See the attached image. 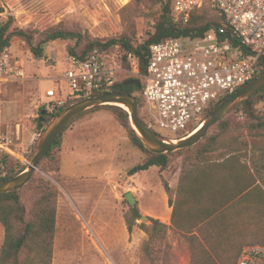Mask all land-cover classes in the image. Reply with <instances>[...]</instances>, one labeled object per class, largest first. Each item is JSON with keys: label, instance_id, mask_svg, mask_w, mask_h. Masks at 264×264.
<instances>
[{"label": "rangeland", "instance_id": "obj_1", "mask_svg": "<svg viewBox=\"0 0 264 264\" xmlns=\"http://www.w3.org/2000/svg\"><path fill=\"white\" fill-rule=\"evenodd\" d=\"M132 1L124 4L123 0H0L4 5L0 25L12 17L14 26L29 30L61 25L88 33L93 38L107 39L130 33L135 42H142L154 31L160 5L154 0L142 4L143 13L134 18V24H129L123 20L122 9ZM127 24L134 25V31L129 30ZM76 44L75 39L48 42L43 57L36 58L23 39L13 38L10 50L26 60V71L32 78L4 92L2 115L6 130H3L15 136L16 156H13L23 164L31 161L37 142L53 117L50 114L54 110L51 99L45 92L54 87L53 79L70 67L68 48L77 47ZM83 45L84 42L78 49ZM126 75L129 76L123 73L122 78ZM56 84L67 96L69 85L61 80ZM136 96L140 101L141 118L150 122L141 94L138 92ZM70 101L74 100L67 103ZM108 105L113 104L90 109L71 123L57 150L58 168L46 163L38 165L35 180L24 193L30 206L35 198L33 188L39 179L51 182L58 190L52 264H151L144 260V244L149 235L139 226L141 223L151 225V218L170 227L166 236L169 257H161L158 263L191 264L192 252L187 236L172 227V207L165 189V183L173 190L177 189L185 153L173 154L166 170L153 167L131 175L130 169L144 162L150 154L131 140L127 129ZM43 106L49 113L40 122ZM256 108L264 114V100L258 102ZM234 117L243 121L245 114L239 111ZM153 128L163 135L176 136L170 131ZM243 132L250 142L244 148L249 155L252 139L264 145L261 132ZM223 152L218 150L212 155L216 157ZM250 164L258 176L264 173V159L258 151ZM130 191L137 199L142 215L150 218L147 221L138 219L132 232L128 231L125 222V213L133 206L126 199ZM4 238L5 231L0 223V251Z\"/></svg>", "mask_w": 264, "mask_h": 264}, {"label": "trees", "instance_id": "obj_2", "mask_svg": "<svg viewBox=\"0 0 264 264\" xmlns=\"http://www.w3.org/2000/svg\"><path fill=\"white\" fill-rule=\"evenodd\" d=\"M154 1L160 5L159 14L154 31L142 42H135L130 33L107 39L93 38L88 33L61 25L44 30H29L14 26L13 18L9 17L0 25V52L10 49L13 38L17 36L26 42L36 58H42L48 42L75 39L77 47L68 48L71 56L86 59L91 52L98 49L120 59L129 71V76L126 75L127 77L119 79L114 85L102 87L93 93L117 91L136 95L139 92L145 104L144 75L148 71L151 44L179 36H199L211 29L216 30L221 40L240 44L227 19L211 3L205 2L202 7L192 12L187 23L182 24L172 18L173 0ZM149 2L151 0H133L124 7V22L134 24V18L143 13L142 4ZM1 11H4V5L0 2ZM133 28L134 25H128L129 30L134 31ZM82 42L84 45L78 49ZM129 54L139 62V75L131 73L133 65ZM259 64L263 66L259 71L261 73L264 71V57L259 60ZM19 83H9L4 92ZM79 99L70 101L64 107L55 108L50 112L51 116ZM262 100L264 88L210 127L196 145L170 153H154L146 148L132 125L129 112L121 106L108 105L117 120L127 129L131 140L150 154L144 162L130 169L131 175L148 170L152 166L166 170L171 164L173 154L185 153L177 189L173 190L168 183H165V189L169 195V205L172 207V227L187 236L192 252L191 264H238L246 246L264 245V173L258 172V176L250 164L253 163L257 151L264 159V145L252 139L249 155L248 150L244 148L248 147L250 142L243 132L245 130L253 134H264V114L256 108L257 103ZM218 105H213L205 117ZM43 107L45 109V106ZM91 110L82 113L78 118ZM239 111L245 114L243 121L234 117ZM38 120L41 122L40 118ZM146 123L150 125L148 121ZM3 128L6 130L5 125ZM151 128L155 130L152 126ZM214 129L216 131L213 133ZM64 131L55 140L39 166L46 163L50 167L58 168L57 150L61 146ZM218 150L224 152L216 157L212 155ZM27 166L28 164L21 163L13 155L1 152L0 180L19 174ZM35 173L23 187L0 193V223L5 231L0 264H52L58 190L51 182L39 179L33 188L35 198L29 206L24 199V193L34 182ZM141 217L137 203L125 213L129 232L133 231ZM151 220L152 224L149 226L145 223L139 225L149 235L144 244V260L159 264L161 257H169L166 236L170 227L159 219Z\"/></svg>", "mask_w": 264, "mask_h": 264}, {"label": "built area", "instance_id": "obj_3", "mask_svg": "<svg viewBox=\"0 0 264 264\" xmlns=\"http://www.w3.org/2000/svg\"><path fill=\"white\" fill-rule=\"evenodd\" d=\"M205 2L227 19L240 44L221 40L211 29L203 35L179 36L150 46L143 92L149 126L170 131L176 138L194 131L213 105L254 79L263 67L259 60L264 57V0H173V20L187 23ZM128 57L131 72L139 75V62L132 54ZM127 72L120 59L98 49L86 59L71 56L70 67L53 79L55 85L45 96L53 109L61 108L69 100L114 85ZM28 78L32 77L24 58L10 49L0 52V152L16 156L15 136L3 130L5 87ZM59 80L69 85L67 96L57 87ZM238 264H264V245L246 246Z\"/></svg>", "mask_w": 264, "mask_h": 264}, {"label": "water", "instance_id": "obj_4", "mask_svg": "<svg viewBox=\"0 0 264 264\" xmlns=\"http://www.w3.org/2000/svg\"><path fill=\"white\" fill-rule=\"evenodd\" d=\"M263 88L264 71L222 100L194 131L180 138L166 136L153 130L139 114L140 101L136 95L117 91L92 93L66 106L49 120L26 169L13 177L0 180V193L10 192L26 185L58 136L82 113L94 107L113 104L125 108L129 112L132 125L144 146L154 153H170L200 142L210 127ZM48 113L47 109H42L40 119ZM126 199L131 205H136L137 199L132 191L126 194ZM141 220L147 221L150 218L142 215Z\"/></svg>", "mask_w": 264, "mask_h": 264}, {"label": "bare ground", "instance_id": "obj_5", "mask_svg": "<svg viewBox=\"0 0 264 264\" xmlns=\"http://www.w3.org/2000/svg\"><path fill=\"white\" fill-rule=\"evenodd\" d=\"M127 2H128V0H123V2H122V3H124V4H125V3H127Z\"/></svg>", "mask_w": 264, "mask_h": 264}, {"label": "flooded vegetation", "instance_id": "obj_6", "mask_svg": "<svg viewBox=\"0 0 264 264\" xmlns=\"http://www.w3.org/2000/svg\"><path fill=\"white\" fill-rule=\"evenodd\" d=\"M222 98V97H221ZM46 117V116H45ZM45 117L44 118H41V122H43L45 120Z\"/></svg>", "mask_w": 264, "mask_h": 264}, {"label": "crops", "instance_id": "obj_7", "mask_svg": "<svg viewBox=\"0 0 264 264\" xmlns=\"http://www.w3.org/2000/svg\"><path fill=\"white\" fill-rule=\"evenodd\" d=\"M153 167H158V166H152L151 168H153ZM151 168H149V169H151Z\"/></svg>", "mask_w": 264, "mask_h": 264}]
</instances>
